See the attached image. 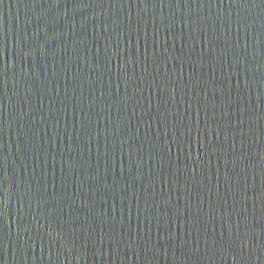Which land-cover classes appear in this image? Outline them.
<instances>
[{"label":"water","instance_id":"1","mask_svg":"<svg viewBox=\"0 0 264 264\" xmlns=\"http://www.w3.org/2000/svg\"><path fill=\"white\" fill-rule=\"evenodd\" d=\"M0 264H264V0H0Z\"/></svg>","mask_w":264,"mask_h":264}]
</instances>
